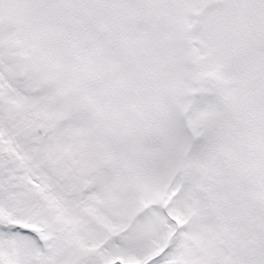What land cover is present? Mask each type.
Wrapping results in <instances>:
<instances>
[{
	"label": "snow or ice",
	"instance_id": "6c2138e0",
	"mask_svg": "<svg viewBox=\"0 0 264 264\" xmlns=\"http://www.w3.org/2000/svg\"><path fill=\"white\" fill-rule=\"evenodd\" d=\"M0 264H264V0H0Z\"/></svg>",
	"mask_w": 264,
	"mask_h": 264
}]
</instances>
